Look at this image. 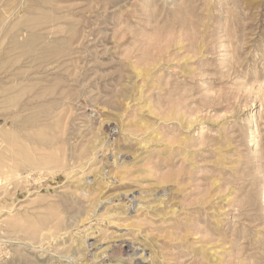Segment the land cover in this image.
Segmentation results:
<instances>
[{"label": "rangeland", "instance_id": "obj_1", "mask_svg": "<svg viewBox=\"0 0 264 264\" xmlns=\"http://www.w3.org/2000/svg\"><path fill=\"white\" fill-rule=\"evenodd\" d=\"M0 264H264V0H0Z\"/></svg>", "mask_w": 264, "mask_h": 264}]
</instances>
